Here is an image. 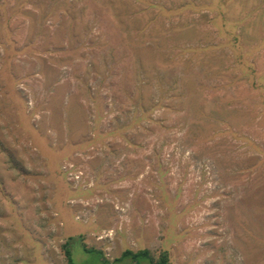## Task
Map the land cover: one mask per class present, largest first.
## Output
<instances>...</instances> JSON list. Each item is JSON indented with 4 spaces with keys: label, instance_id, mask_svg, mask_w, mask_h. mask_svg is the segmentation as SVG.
I'll return each mask as SVG.
<instances>
[{
    "label": "rangeland",
    "instance_id": "374dc122",
    "mask_svg": "<svg viewBox=\"0 0 264 264\" xmlns=\"http://www.w3.org/2000/svg\"><path fill=\"white\" fill-rule=\"evenodd\" d=\"M64 243L264 264V0H0V264Z\"/></svg>",
    "mask_w": 264,
    "mask_h": 264
},
{
    "label": "trees",
    "instance_id": "16d2710c",
    "mask_svg": "<svg viewBox=\"0 0 264 264\" xmlns=\"http://www.w3.org/2000/svg\"><path fill=\"white\" fill-rule=\"evenodd\" d=\"M64 243L63 246L66 249V256L68 264H77L72 256V251L69 247ZM74 246V245H73ZM87 251L97 253L98 256L103 260L106 264H111V262L104 257L103 251L97 248H85ZM99 258V259H100ZM124 259H129L134 264H142L143 261H147L149 264H170V254L167 249H162L158 254L152 252L149 248H139V249H131L126 248L122 251V253L114 259L115 262H121Z\"/></svg>",
    "mask_w": 264,
    "mask_h": 264
}]
</instances>
